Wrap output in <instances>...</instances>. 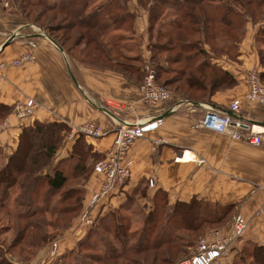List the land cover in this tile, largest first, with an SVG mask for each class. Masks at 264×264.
<instances>
[{"label": "trees", "instance_id": "16d2710c", "mask_svg": "<svg viewBox=\"0 0 264 264\" xmlns=\"http://www.w3.org/2000/svg\"><path fill=\"white\" fill-rule=\"evenodd\" d=\"M21 1L22 8L28 11L25 12L27 16L31 15L29 9L41 7L34 14L32 21L41 24L43 30L49 32L48 36L50 35L67 55H76L80 60L122 69L141 77L140 67L136 66V63L142 61L141 55L139 53L129 55L130 49L128 51L125 49L128 54L117 50L120 49L118 43L125 38L122 34H110L111 31L120 29L127 18L133 22L134 13L127 10L128 0L123 3L121 0H104L99 3H92L90 0ZM137 3L148 12V31L153 30L155 24L159 23L156 40L149 38L150 60H157L159 54L168 53L164 57L168 63L167 67L155 65V79L166 88L181 93L184 98L201 101L209 100L218 89L232 87L236 83L233 75L216 64L211 54L228 55L234 52L235 55H239L238 45L245 36L249 23L259 24L254 40L259 64L263 68L259 73L263 82L264 0H137ZM4 7L10 8L12 5L9 3ZM121 9H123L121 13L115 14ZM45 18L49 21L43 25L42 21ZM164 19L166 22L163 23ZM72 32L75 35L72 36ZM205 45L211 51H207ZM12 110V105L0 103V121ZM68 131L69 128L63 122L34 120L21 128L17 146L5 162L1 158L0 148V210L5 211L7 216L11 215V211L14 212L11 216L13 226L18 228L9 244V251H13L14 245L29 243L25 245L33 248L32 250L27 248L31 255L30 253L36 252L39 247L50 242L49 240L57 233L70 228L72 219L82 209L85 185L95 164L105 153L93 151L92 145L85 140L83 134H75L68 155L56 159L57 151L63 145ZM49 165H51L49 172H45ZM17 188L19 190L12 199L15 209L10 210L5 201L10 198L11 189ZM139 192L143 194L144 191L139 189V186L134 188L120 208H129L130 201L137 200L134 196H139ZM156 193L152 196L154 199L150 216H146L143 222L145 234L146 232L154 234L155 230L151 228L157 223L154 217L157 213L165 220L173 216L178 217L183 223V229L192 233L201 230L204 224H222L231 216L234 208L230 204H220L196 197L188 202L176 201L168 204L164 193L161 194L164 198L155 199ZM160 202L164 204L160 205ZM114 212L115 210H112L99 218L101 220L99 230L105 232L112 230L111 225L105 222L111 220L109 217L115 216ZM48 215L52 218H48ZM115 224H118L116 220ZM118 226L123 227L122 224H118L117 228ZM14 227L11 225V229ZM48 228L55 231L41 233L40 237L35 234L36 230ZM93 230V227L88 229L84 237L78 241V247L82 248L86 244L84 248L88 251L100 253L97 256L101 257L99 261L105 262L104 264L108 261L111 264H168L172 262L169 255L174 254L173 251L175 254L184 251L180 243H185L186 246L190 243L172 233L163 236L161 231H158L152 242H136V245L128 246L125 241L129 234L126 231L117 232L116 229L115 248L104 239H99V243L92 240L96 236ZM245 246L233 264L246 261ZM250 246L252 248L248 252L249 258L246 263L264 264V245L251 243ZM64 255H60L54 264H64L67 259Z\"/></svg>", "mask_w": 264, "mask_h": 264}, {"label": "crops", "instance_id": "0c3cea01", "mask_svg": "<svg viewBox=\"0 0 264 264\" xmlns=\"http://www.w3.org/2000/svg\"><path fill=\"white\" fill-rule=\"evenodd\" d=\"M128 10L134 13L133 37L138 40L137 54L142 57L136 66L140 67L142 77V65L151 56L146 46L148 12L135 2L128 5ZM23 22L24 19L16 9L5 8L0 2V46L17 32L15 38L0 49V61H10L29 50V41L36 44L34 62L23 66L10 65L0 70V103L13 106L12 112L6 116L10 124L0 132V148L4 160L16 148L18 134L23 127L15 117V105L28 98L37 104L34 120L59 121L69 128L63 145L57 151L58 158L68 155L76 137L73 135L74 129L85 122H93L102 127L103 135L84 136L93 151L104 154L122 122L160 120L156 128L148 131L130 147L128 157L132 163L124 187L106 200L98 201L90 214L93 212L95 218L101 208L99 206L104 203L109 207L111 203L113 207H110L111 210L109 207L102 208L97 219L109 212L106 210L120 208L127 195L140 186L146 189L148 196H154L156 192L164 193L168 204L188 202L193 197L230 204L234 206L230 217L240 215L247 222L242 234L247 236L242 239L264 245V216L255 214L264 204V157L261 148L200 126L207 105L218 112L227 113L235 121L264 125V105L244 97L245 78L249 70L256 68L259 73L263 70L254 40L259 24L247 25L245 39L239 45L238 61H224L218 56L213 59L233 75L236 83L232 87L216 90L209 100L196 101L200 106L168 88L171 98L161 105L151 107L141 100L138 88L141 77L122 69L80 60L76 55H67L48 37L39 33L29 35L28 25L25 26ZM128 53H132V50ZM235 98L240 99V109L232 112L229 105ZM150 178L153 179L151 187L148 185ZM100 181L99 175L93 171L85 185V200L92 199ZM84 208L83 204L74 218L78 223L73 221L71 227L57 237L58 247L54 254L50 253L51 246L44 247L45 250L36 261L55 258L58 251L64 252L75 247L81 239L76 231L80 230L82 223L79 219L86 211ZM240 244L241 239L238 242Z\"/></svg>", "mask_w": 264, "mask_h": 264}, {"label": "built area", "instance_id": "2783aa9c", "mask_svg": "<svg viewBox=\"0 0 264 264\" xmlns=\"http://www.w3.org/2000/svg\"><path fill=\"white\" fill-rule=\"evenodd\" d=\"M7 5L6 0H0ZM4 5V6H5ZM44 36L42 33L40 34ZM30 49L19 54L18 57L10 61H0V70L7 66H23L35 61V42H28ZM142 78L138 85L141 100L145 105L155 107L161 105L171 98V92L168 88L157 82L155 79V70L149 63L142 65ZM246 91L244 97L250 101H255L264 105V82L260 80L259 72L252 68L246 75ZM36 102L32 98L26 99L15 105L14 114L20 126H26L34 121ZM229 109L237 112L240 109V99L235 98L231 101ZM157 121H124L116 130L115 138L111 146L106 150L105 155L94 166L93 171L99 175L101 181L98 191L95 193L92 203L106 200L112 193L124 187L129 175L132 160L128 157L130 147L145 134L156 128ZM10 124L8 118L0 121V132L4 131ZM200 126L207 130L224 133L234 140H239L247 144L258 146L262 150L264 157V125L255 122L235 121L227 113H221L213 107L207 105L205 112L200 120ZM257 127L258 129H256ZM83 134L91 137H99L104 134L102 127L93 122H85L74 129L73 135ZM72 135V134H71ZM70 135V136H71ZM148 185L153 186V179L148 180ZM264 190V185L262 186ZM91 207V206H90ZM88 208L81 214V223L89 218L91 208ZM256 215L264 216V204L257 210ZM233 227L228 234L220 230L212 231V235L201 238L194 252L178 264H219L230 258L231 242L237 236L243 234L247 226L246 220L240 215L233 217ZM58 244L51 242L50 253L53 255ZM20 264H27L21 262Z\"/></svg>", "mask_w": 264, "mask_h": 264}, {"label": "rangeland", "instance_id": "374dc122", "mask_svg": "<svg viewBox=\"0 0 264 264\" xmlns=\"http://www.w3.org/2000/svg\"><path fill=\"white\" fill-rule=\"evenodd\" d=\"M32 1L37 2V0H32ZM48 1L50 2L52 0H48ZM91 1H92V3H94V2L99 3V2H102L104 0H90V2ZM6 2H7V5H5L4 2H2L3 6L5 5L7 7L10 3L12 5V7H10V9H16L17 12L19 13V15L24 19L23 24L25 26L28 25L26 27L28 28L27 33L28 34L30 33L29 35H31L32 33H39V34L42 33L44 36L49 37L50 39H52L56 43V41L50 35L48 36L49 32L48 31L45 32L43 30L44 28H42L41 24L35 23L32 21L34 14H36L38 12V10L41 9V7L29 9V11L31 12V15L27 16V15H25V12L28 13V11H26V10H24V8H22L23 3L21 0H6ZM121 2L123 3V2H125V0H121ZM134 2L137 3V0H135ZM134 2H133V0H128L127 4H126L127 7L131 3L133 4ZM127 10H128V8H127ZM122 11H123V9H121L119 11L117 10L115 12V14L121 13ZM167 12L168 11H166V14H167ZM170 18L167 20V22L170 20ZM47 21H49V20L46 18L43 19L42 24L44 25V23ZM164 22H166L165 19H164L163 23ZM131 26H132V20L127 18L125 20V22L123 23L122 27L120 28V31L119 30H113L110 33V34H116V35H121V34L123 35V38H125V40H123L121 43H118V45L120 44L119 45L120 49H117V50H120V51L122 50L121 52L128 54L126 52L128 51V49H130V50H132V53H129V55H133V54L137 53V44H138V40L133 37L134 31L131 28ZM158 28H159V23L155 24L153 30L148 31V41L146 44L148 49H150L149 48V42H150L149 38H152L154 41L156 40L155 36H156L157 31H158ZM71 34H72V36L75 35L74 32H72ZM53 35H56V34H53ZM244 39H245V36L243 37L242 41ZM242 41H240V43ZM240 43H239V45H240ZM239 45H238V50H239ZM66 46H67V44L65 45V47ZM122 46H123V49H121ZM205 48L207 51H211V49L207 45H205ZM167 55H168V53L159 54L157 60H153V61L148 60L147 63H149L155 71H156V69H155L156 64H161L162 66L167 67L168 63H166V61L164 60V57ZM211 56L213 58L214 57L216 58L217 56L222 57L224 61H226V60L238 61L239 55H235V53L233 52V53H229L228 55L225 53L224 54L213 53V54H211ZM224 89H227V88H224ZM1 158H2V160H4V156H1ZM59 158H58V154H57L56 159H59ZM5 161L6 160H4V162ZM50 166L51 165H49V167L45 170V172H49V170L51 168ZM139 189H142L144 191L143 194H140V192H139V196L138 195L134 196L135 197L134 199H137V200L133 199L134 201H130L131 205L129 208H127V209L115 208V212H114L115 216L109 217V218H111V220H107V222H105V224H108L109 226L111 225L112 230H108V232H105V230H99L98 229L100 227V224H101V220L97 219L98 215L101 213L102 208L107 209V207H109V206H107V204L104 203L103 205L99 206L101 208L97 211V214H95V218H94V213L92 212L90 214L91 218H89V220H91V221L87 222L86 220H84L82 222L81 227L79 228L80 230L76 231V233L78 232L77 236L78 237L81 236V239H82L84 237V235L86 234V232L88 231V229L90 227H93L95 230V231L94 230L93 231L96 233V236H94L92 240H97V243H99L100 242L99 239H104V241H108L109 244H112V246H114L116 248V246L114 245L116 243L115 239H114V232L116 229H117V232L126 231L127 234H129V238H127L125 241L128 246L136 245L137 244L136 242H147V243L152 242L151 240H153L155 233H157L158 231H161V234L163 236H164V234L167 235V234L172 233L178 237H181L184 241H187V240L190 241L188 246H186L185 243L184 244L180 243L182 245V248L184 249V251L182 253L175 254V251H173L172 253H174L175 255L174 254L169 255L172 258V260H171L172 262H170L168 264H178L183 259L189 257L194 252L195 247L197 246V243L201 238H206V237L212 235V231L220 230V231L228 234L230 232V230H232L233 217L231 218L230 216L222 224H217V225H212V224L205 225L204 224V225H202L201 230L190 233V232H187L183 229V227H182L183 223H181L179 221L178 217L173 216L171 219L166 218V220H165V218L160 217V215L157 213V215L154 216L157 223H154L155 226L153 228H151L152 230H155L154 234L151 232H146V234H145V232H144L145 227L143 228V222H144L146 216H150V211L153 208V199L154 198L152 199V195L148 196L147 191L144 187L139 186ZM18 190H19L18 188L17 189H11V196L7 201H5L7 204L6 206L10 210L15 209V206L13 205L12 199H13L14 195H16ZM156 194H157V198H155V199L164 198V196L162 197L163 193L158 192ZM94 195H93V197H94ZM91 200H93V199H90V201L85 200V199L83 200V204H84V207L86 208V210L90 206H91L90 208L92 209V207L95 205V204L93 205ZM125 200H124V202H126ZM159 204L163 205L164 202H160ZM160 205H158L159 208L161 207ZM120 206H122V205L120 204ZM110 207H113L111 205V203H110ZM85 208H84V210H85ZM110 210H111V208H110ZM110 210H106V212L107 211L110 212ZM10 214L11 215L7 216V213L5 211L0 210V264H7V262H11V264H20L21 262H25L27 264H54L58 260L60 255H62V254H65L67 256L66 262H64V264H104L105 263L103 261H99V259L101 257H98L97 255L100 253H96L92 250L88 251V249L84 248L87 246L86 244H84V246L82 248L78 247V243H76L75 247H73L72 249H67L64 252L58 251V253L56 254L57 256L55 257L56 259L52 258V259H46L45 261H41V260L36 261V258H38L41 255V253L43 252V250H45L44 247L48 248V246H51V242L56 241L58 239L57 237L61 233H57L54 236V238L52 237V239L49 240L50 242H47L46 244L39 247V249L36 252H34V253L32 252L33 254L30 253L31 255H29V253L27 252V248L28 249H31V248L28 245H25V244H29V243H22V244H19L17 246L14 245L15 248L14 247L12 248L13 251H9V249H10L9 244L14 239L13 237H15L17 230H18V228L13 226V220H12L11 216H13L14 212L11 211ZM165 216H167V214ZM48 218H52V217H50L48 215ZM74 218L72 219L71 225H72L73 221L77 222V219L74 220ZM157 218H161V219L157 220ZM115 220L118 224H122L123 227L121 228L118 226V228H117L118 224H115ZM162 221L163 222L166 221V222L162 223ZM148 224H146V225H148ZM11 225H12V227H14L13 229H11ZM162 226H164L165 228H161ZM77 227H78V225H77ZM167 229H169V230H167ZM53 231H55V230H51V228L50 229L48 228V230H36L35 234L39 235L38 237H40L41 233L53 232ZM246 236L247 235L241 234L232 240L231 250H230V258L224 260L223 262H220L219 264H233L234 260L235 261L238 260L237 255L241 252L242 248L245 245L246 246H245L244 252L246 255L244 257L247 259H246V261H239L237 263L238 264H247L246 262L248 261V258H249L248 252H250L251 248H252V246H250V244L254 243V242L250 241L249 239H242L243 237H246ZM240 239H241V244L238 245V242L240 241ZM117 248H119L118 245H117ZM72 250H73V252H72ZM101 252H103V251H101ZM107 252H108V250H107ZM88 255H92V256L88 257ZM131 257H134V256H131ZM102 260H104V258H102ZM107 264H111V262L108 261Z\"/></svg>", "mask_w": 264, "mask_h": 264}, {"label": "water", "instance_id": "95a60500", "mask_svg": "<svg viewBox=\"0 0 264 264\" xmlns=\"http://www.w3.org/2000/svg\"><path fill=\"white\" fill-rule=\"evenodd\" d=\"M17 35V32L16 33H14V34H12V35H10L8 38H7V40L0 46V49L4 46V45H7L12 39H14L15 38V36ZM47 37V36H46ZM49 38V37H48ZM50 39V38H49ZM51 40V42H53L54 44H56L52 39H50ZM57 45V44H56ZM58 46V45H57ZM58 48H60L59 46H58ZM61 49V48H60ZM72 80H73V82L77 85V82H76V79L72 76ZM190 102L192 103V104H194V105H196V106H200V104L198 103V102H196V101H191L190 100ZM261 124H263V123H261Z\"/></svg>", "mask_w": 264, "mask_h": 264}, {"label": "bare ground", "instance_id": "6f19581e", "mask_svg": "<svg viewBox=\"0 0 264 264\" xmlns=\"http://www.w3.org/2000/svg\"><path fill=\"white\" fill-rule=\"evenodd\" d=\"M256 129H258L257 127H255Z\"/></svg>", "mask_w": 264, "mask_h": 264}]
</instances>
